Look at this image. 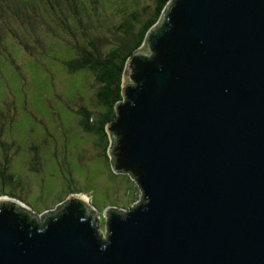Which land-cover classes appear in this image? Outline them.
Segmentation results:
<instances>
[{
    "label": "water",
    "instance_id": "95a60500",
    "mask_svg": "<svg viewBox=\"0 0 264 264\" xmlns=\"http://www.w3.org/2000/svg\"><path fill=\"white\" fill-rule=\"evenodd\" d=\"M122 87L108 154L144 202L102 239L80 196L0 197V264H264V0H171Z\"/></svg>",
    "mask_w": 264,
    "mask_h": 264
},
{
    "label": "rangeland",
    "instance_id": "374dc122",
    "mask_svg": "<svg viewBox=\"0 0 264 264\" xmlns=\"http://www.w3.org/2000/svg\"><path fill=\"white\" fill-rule=\"evenodd\" d=\"M11 4L0 0V162L11 158L20 183L0 184V197L17 198L42 217L73 196L88 195L104 239L106 210L127 211L144 202V192L131 174L113 170L105 137L80 126L82 107L96 118L105 111L97 97L102 82L90 70L68 73L65 61L70 51L81 56V47L92 48V41L103 57L132 45L157 0H100L89 20L83 13L72 28L41 14V5L27 11Z\"/></svg>",
    "mask_w": 264,
    "mask_h": 264
},
{
    "label": "trees",
    "instance_id": "16d2710c",
    "mask_svg": "<svg viewBox=\"0 0 264 264\" xmlns=\"http://www.w3.org/2000/svg\"><path fill=\"white\" fill-rule=\"evenodd\" d=\"M170 1L171 0H157L152 17L140 27V30L133 38L132 45H126L125 48L116 47L103 57L99 54L98 46L92 41V48L81 47V56H79L75 50H73L74 52L70 51V55L72 56L65 61L67 66L66 71H68V73L90 70L96 73L98 80L102 82L97 97L99 101L106 106L105 111L101 117L96 118L93 111L82 107V110L79 112L81 114L79 122L84 132L94 133V135L105 137L103 141L106 152L105 154L107 156L111 142L107 125L109 121L116 117V104L118 100L120 101L124 96L122 84L126 62L129 57L133 55L135 50L140 48L144 40L148 38L149 32L152 27L158 23L161 16H163ZM6 2L12 4L18 2V4H20L18 7H25L27 11L31 9L42 10L41 7H44L46 10L38 12L41 14L48 13L49 15L52 14L57 16L58 22L61 26L65 25L71 28L75 21L81 23L83 20V13H85L86 16L85 19L89 20V14L91 13L90 10H98L99 6H101L100 0H6ZM133 3H135V1ZM37 4L39 8H37ZM119 11H123V13L129 12L124 11L122 8ZM72 15L75 16L73 17V20L70 18ZM135 20H138V18ZM132 21H128V23H132ZM5 159V161L0 162V184L4 185L7 183L9 184L10 182L20 183L17 179V170L12 169L13 165L9 162L11 161V158L7 157ZM19 171L21 172V170ZM0 195H3V193L0 192ZM30 219L32 221L35 220L32 215H30Z\"/></svg>",
    "mask_w": 264,
    "mask_h": 264
},
{
    "label": "bare ground",
    "instance_id": "6f19581e",
    "mask_svg": "<svg viewBox=\"0 0 264 264\" xmlns=\"http://www.w3.org/2000/svg\"><path fill=\"white\" fill-rule=\"evenodd\" d=\"M81 196H82V195H81ZM83 197L86 198V201L90 199L89 196H88V195H85V194L83 195ZM84 198H83V199H84ZM84 200H85V199H84ZM87 202H88V201H87Z\"/></svg>",
    "mask_w": 264,
    "mask_h": 264
}]
</instances>
